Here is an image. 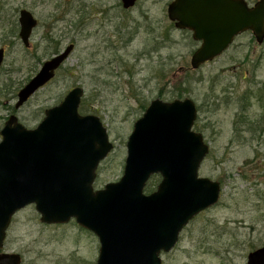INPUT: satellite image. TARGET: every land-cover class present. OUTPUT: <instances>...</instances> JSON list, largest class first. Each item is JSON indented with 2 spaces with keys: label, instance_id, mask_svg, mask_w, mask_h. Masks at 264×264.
<instances>
[{
  "label": "rangeland",
  "instance_id": "1",
  "mask_svg": "<svg viewBox=\"0 0 264 264\" xmlns=\"http://www.w3.org/2000/svg\"><path fill=\"white\" fill-rule=\"evenodd\" d=\"M171 1L139 0L123 10L120 0H0V131L11 115L35 128L46 109L80 87V113L97 116L113 144L96 171L93 186L101 190L120 179L128 136L150 102L191 99L193 132L209 147L198 175L219 183V199L183 228L160 264H246L264 247V42L244 33L190 69L197 45L167 19ZM21 10L37 21L28 47L18 36ZM69 45L55 77L15 108L18 91ZM159 182L153 175L144 193ZM38 216L29 205L11 217L0 252L17 254L21 264H96L92 233L74 220L47 225Z\"/></svg>",
  "mask_w": 264,
  "mask_h": 264
},
{
  "label": "water",
  "instance_id": "2",
  "mask_svg": "<svg viewBox=\"0 0 264 264\" xmlns=\"http://www.w3.org/2000/svg\"><path fill=\"white\" fill-rule=\"evenodd\" d=\"M139 0H120L124 9ZM167 19L187 29L200 42L190 59L198 69L220 56L236 36L250 31L264 40V0L249 8L244 0H173ZM19 12V37L25 47L37 21ZM73 45L46 60L18 91L21 107L49 83ZM4 58L0 49V66ZM83 90L74 87L41 122L27 129L11 115L0 131V250L18 211L33 205L43 224L71 219L98 240L96 264H160L183 228L219 199L218 182L201 178L199 167L209 152L200 133L193 132L197 109L191 99H155L132 126L126 142L123 172L116 182L94 189L96 171L113 144L94 115L79 113ZM153 175L155 191L144 188ZM0 264H21L17 254L0 253ZM246 264H264V247L252 251Z\"/></svg>",
  "mask_w": 264,
  "mask_h": 264
},
{
  "label": "flooded vegetation",
  "instance_id": "3",
  "mask_svg": "<svg viewBox=\"0 0 264 264\" xmlns=\"http://www.w3.org/2000/svg\"><path fill=\"white\" fill-rule=\"evenodd\" d=\"M245 2H246V5L249 7V8H251V7H254L255 6V4L259 1V0H256V1H247V0H244ZM137 3V2H136ZM173 25H174V23H173ZM174 27H175V25H174ZM19 30H20V27H19ZM180 31H185V32H189V33H191V31H189V30H187V29H183V30H180ZM247 32H250V31H247ZM247 32H244V33H247ZM32 33V32H31ZM244 33H242V34H239L237 37H235L234 38V41H235V39L236 38H238V37H240V36H242ZM251 33V32H250ZM252 34V33H251ZM31 35V34H30ZM30 35H29V38H30ZM191 35H192V33H191ZM192 37V36H191ZM253 38H254V36H253ZM255 39V38H254ZM233 41V42H234ZM263 42H264V40H263ZM262 42V43H263ZM195 43H196V45H197V47H196V49L200 46V42H197V41H195ZM257 43V42H256ZM261 43V44H262ZM258 44V43H257ZM261 44H259V45H261ZM233 45V43L223 52V53H225L231 46ZM1 49V48H0ZM3 52H4V50H3ZM194 52H195V49H194ZM193 52V53H194ZM193 53H192V55H193ZM222 53V54H223ZM221 54V55H222ZM4 55H5V53H4ZM192 55H191V57H192ZM220 55V56H221ZM219 57V56H218ZM3 59V58H2ZM91 233V232H90ZM0 253H3V252H0Z\"/></svg>",
  "mask_w": 264,
  "mask_h": 264
},
{
  "label": "trees",
  "instance_id": "4",
  "mask_svg": "<svg viewBox=\"0 0 264 264\" xmlns=\"http://www.w3.org/2000/svg\"><path fill=\"white\" fill-rule=\"evenodd\" d=\"M81 110H84V108L83 107H81ZM80 112V111H79ZM83 115V114H82Z\"/></svg>",
  "mask_w": 264,
  "mask_h": 264
}]
</instances>
